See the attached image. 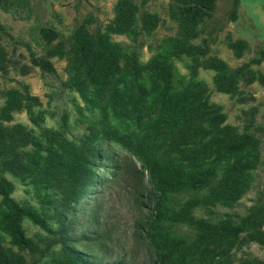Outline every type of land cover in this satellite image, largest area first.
I'll list each match as a JSON object with an SVG mask.
<instances>
[{
	"label": "rangeland",
	"instance_id": "1",
	"mask_svg": "<svg viewBox=\"0 0 264 264\" xmlns=\"http://www.w3.org/2000/svg\"><path fill=\"white\" fill-rule=\"evenodd\" d=\"M126 2L133 6L127 21L120 17ZM80 31L93 39L105 36L116 44L122 72L128 69L130 58L144 65L140 81L147 88L166 72L172 76L174 89H181L190 78L202 83L209 101L220 105L225 123L256 138L259 160L251 173L249 191L231 206L197 208V216L216 221L230 214L238 221L257 200L264 202V0H215L210 14L194 22L184 17L178 0H0V124H20L34 134L41 132L24 109L11 111V119H5L7 92L17 88L22 96L27 93L39 98L43 125L63 130L68 139L79 138L84 124L78 122V107L84 103L75 89L63 87L62 82L82 69L75 50ZM176 49L181 51L179 55ZM33 56L46 57L55 71L45 73L33 66ZM223 76L232 83L230 93L217 81ZM163 83L160 81V86ZM96 143L104 151L95 168L96 183L67 217L73 245L97 264L118 260L159 264L146 236L151 206L147 173L140 167V160L117 143ZM2 175L13 183L9 197L38 211L52 193L11 173ZM195 195L191 189L169 193L166 203L178 208ZM11 221L8 199L0 195V244L31 264L27 250L13 242L16 231ZM49 223L56 227L52 220ZM18 224L27 238L45 234L27 217L19 219ZM164 225L172 235L190 232L184 224L165 221ZM233 251L232 264L248 257L264 263V246L254 241H244Z\"/></svg>",
	"mask_w": 264,
	"mask_h": 264
},
{
	"label": "trees",
	"instance_id": "2",
	"mask_svg": "<svg viewBox=\"0 0 264 264\" xmlns=\"http://www.w3.org/2000/svg\"><path fill=\"white\" fill-rule=\"evenodd\" d=\"M178 1L184 17L192 22L209 15L215 3ZM132 8L126 2L120 17L127 21ZM78 33L75 50L82 69H76L62 85L75 89L84 103L78 107V122L84 124L79 138L68 139L63 130L43 125L44 110L39 98L27 93L22 96L17 88L7 92L3 108L6 120L11 119V111L26 110L30 122L41 129L34 134L20 124H0V195L8 199L11 209V225L16 231L13 242L27 250L31 264H97L73 245L67 217L96 183L95 168L104 156L98 140L115 142L135 156L149 177L151 187L146 191L151 206L146 236L155 249L157 263L232 264L233 250L244 241L264 246V202L260 200L238 221L230 214L214 221L194 213L200 207L211 210L218 204L234 205L249 191L251 173L259 160L256 138L225 123L220 105L209 101L202 83L190 78L181 89H174L172 76L166 72L147 88L140 81L144 65L130 58L128 69L122 72L116 44L105 36L93 39ZM44 34L48 35V31ZM175 52L181 53L177 49ZM32 64L45 73L55 71L46 57L33 56ZM217 78L225 92H232V83L226 77ZM158 80L164 82L162 86ZM82 110L93 114L85 115ZM65 120L64 117L66 126ZM27 146L29 149H25ZM2 172L50 189L52 193L43 200L44 207L38 211L10 198L13 183ZM187 189L196 195L180 207L166 203L169 193ZM23 217L45 234L36 239L25 237L18 224ZM51 220L56 227L50 226ZM165 221L187 225L190 232L172 235ZM0 264H25V258L7 252L0 244ZM110 264L126 263L118 260ZM240 264L264 263L248 257Z\"/></svg>",
	"mask_w": 264,
	"mask_h": 264
}]
</instances>
